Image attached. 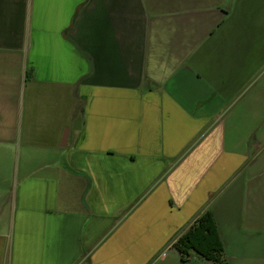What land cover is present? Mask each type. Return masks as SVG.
I'll return each instance as SVG.
<instances>
[{
    "label": "crops",
    "instance_id": "crops-1",
    "mask_svg": "<svg viewBox=\"0 0 264 264\" xmlns=\"http://www.w3.org/2000/svg\"><path fill=\"white\" fill-rule=\"evenodd\" d=\"M264 264V0H0V264Z\"/></svg>",
    "mask_w": 264,
    "mask_h": 264
},
{
    "label": "trees",
    "instance_id": "trees-1",
    "mask_svg": "<svg viewBox=\"0 0 264 264\" xmlns=\"http://www.w3.org/2000/svg\"><path fill=\"white\" fill-rule=\"evenodd\" d=\"M183 261L193 256L213 264H227L224 246L213 215L206 211L198 216L189 229L174 242Z\"/></svg>",
    "mask_w": 264,
    "mask_h": 264
}]
</instances>
